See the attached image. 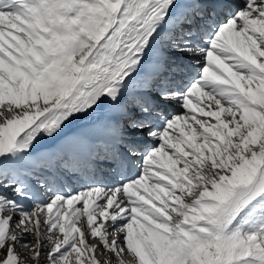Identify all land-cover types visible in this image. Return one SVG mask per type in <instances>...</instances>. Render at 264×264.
<instances>
[{
  "label": "snow or ice",
  "instance_id": "6c2138e0",
  "mask_svg": "<svg viewBox=\"0 0 264 264\" xmlns=\"http://www.w3.org/2000/svg\"><path fill=\"white\" fill-rule=\"evenodd\" d=\"M0 264H264V0H0Z\"/></svg>",
  "mask_w": 264,
  "mask_h": 264
}]
</instances>
